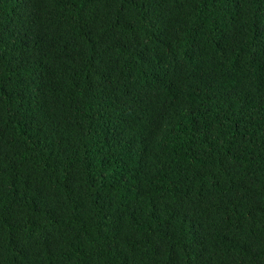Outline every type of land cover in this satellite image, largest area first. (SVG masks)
I'll use <instances>...</instances> for the list:
<instances>
[{
  "label": "trees",
  "instance_id": "trees-1",
  "mask_svg": "<svg viewBox=\"0 0 264 264\" xmlns=\"http://www.w3.org/2000/svg\"><path fill=\"white\" fill-rule=\"evenodd\" d=\"M0 264H264V0H0Z\"/></svg>",
  "mask_w": 264,
  "mask_h": 264
}]
</instances>
